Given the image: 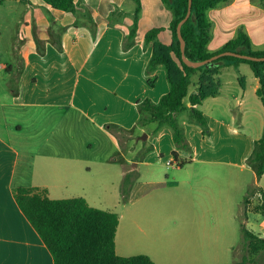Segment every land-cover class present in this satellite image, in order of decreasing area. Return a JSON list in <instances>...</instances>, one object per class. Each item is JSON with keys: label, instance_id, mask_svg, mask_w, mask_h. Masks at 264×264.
<instances>
[{"label": "rangeland", "instance_id": "obj_1", "mask_svg": "<svg viewBox=\"0 0 264 264\" xmlns=\"http://www.w3.org/2000/svg\"><path fill=\"white\" fill-rule=\"evenodd\" d=\"M226 6L218 5V16L208 11L209 52L245 32L243 15L232 8L226 13ZM174 18V9L162 0H75L73 12L43 0H0V118L22 126L20 170L27 184H53L64 176L68 187L52 197L87 195L93 207L125 215L127 189L137 181L148 197L217 196L210 193L216 185L196 177L206 165L228 167L231 184L224 196L233 206L255 192L250 169L256 166L244 157L254 146L243 137L255 124L241 126L226 117L231 110L251 113L257 98L236 96L240 83L232 68L220 77L226 90L219 99L197 109L208 114L207 125L193 117L187 101L175 114L182 143L175 142L169 122L152 120L143 106L147 100L158 105L170 92L166 68L151 69L149 63L154 44L172 43ZM155 29L159 32L147 42ZM250 72L238 74L248 90ZM193 176L199 183L191 188L184 181ZM240 241L234 262L248 255L241 236Z\"/></svg>", "mask_w": 264, "mask_h": 264}, {"label": "crops", "instance_id": "obj_2", "mask_svg": "<svg viewBox=\"0 0 264 264\" xmlns=\"http://www.w3.org/2000/svg\"><path fill=\"white\" fill-rule=\"evenodd\" d=\"M226 4V13H229L228 9L232 8L243 15L244 24L242 25L245 26V32L251 39L252 48L256 51L264 50V8L261 1L229 0ZM213 12L218 16L222 10L216 7ZM262 34L263 36L260 37ZM210 53H216V51H210ZM4 67L11 70L8 65ZM226 68L233 69L230 73L240 83V89H236L238 91L236 96L242 92L244 97L254 94L257 98L251 103V113L246 109L242 112L231 110L226 117L228 122H238L241 126L255 124L247 135H243L245 143L249 142L254 146L244 155L250 160L264 129V105L257 95L259 80L253 72H250L252 68L249 64H230L224 66L216 76L219 84L222 81L220 77ZM242 72L252 73L253 84L250 90L243 87V80L239 81L238 74ZM197 83L198 78L196 83H192L190 92L195 91ZM228 83L229 81H226V86L229 88ZM223 90L226 88L220 86L219 95L204 100L202 104L192 105L188 98L184 100V104L187 101V107L198 109L210 101H217ZM12 92L14 94L15 91ZM242 103L245 104V101L243 100ZM203 115L207 121L208 114L203 111ZM223 120V117H220L217 121L223 122ZM235 132L234 129L233 133ZM21 135L22 126L19 123H11L0 118V264H55L52 253L20 209L15 198V189L39 188L46 190L51 199H63L52 197V194L57 193L56 190L67 188L69 180L64 176H59L53 184L49 182L27 184L20 170ZM243 169L247 168L243 167ZM250 171L254 174V186L257 189L254 193L252 190L247 193V208L244 203L233 206L231 200L224 196L225 186L230 188L231 184L230 171L226 165L202 166L197 175L195 174L201 180L204 179L207 183L211 182L213 186L216 185L217 190L210 193L217 196L148 197L145 196V184L137 181L126 192V203L123 205L126 215L124 212H116L119 215L115 240L117 255L121 257L146 255L155 264L234 263V251L241 244L239 236L245 241L243 228L264 238V215L255 210L264 192V175L258 177L256 171L252 169ZM184 182L193 188L199 180L193 176L192 179ZM248 185L252 187V184H246ZM77 197L85 198L92 206L87 195L70 198Z\"/></svg>", "mask_w": 264, "mask_h": 264}, {"label": "trees", "instance_id": "obj_3", "mask_svg": "<svg viewBox=\"0 0 264 264\" xmlns=\"http://www.w3.org/2000/svg\"><path fill=\"white\" fill-rule=\"evenodd\" d=\"M54 9L73 12L75 0H43ZM139 1V0H137ZM174 9L175 18L171 23L173 41L170 45L154 44L149 67L153 69L163 65L168 73L170 92L158 105L147 100L143 103L151 112L152 120L167 121L174 130V140L182 143L181 134L175 114L184 110V100L189 99L192 105L202 104L210 97L220 93V84L216 78L224 66L230 64H249L259 80L257 95L264 105V61L256 62L231 56L221 57L213 67L202 66L193 68L182 59L181 44L177 37V25L185 17L189 0H162ZM229 0H192L190 19L182 26V36L186 42V58L192 62L205 61L221 52H237L255 57H264V50L252 48L251 39L245 32L229 40L219 51L210 53L207 50L212 39V24L208 19V11ZM264 8V0L261 2ZM159 29L152 30L146 41H152ZM198 83L194 92H190L192 77L198 75ZM192 115L202 125H207L203 113L195 108ZM256 166L258 177L264 175V129L262 137L249 160ZM125 185L122 194L125 195ZM15 198L27 219L36 229L54 257L55 264H155L146 255L121 257L116 253V234L119 226V215L90 206L85 198L51 199L46 190L39 188H17ZM248 207V197L244 201ZM255 210L264 215V192L261 202ZM247 243L248 255L232 264H259L264 255V238L242 229Z\"/></svg>", "mask_w": 264, "mask_h": 264}, {"label": "water", "instance_id": "obj_4", "mask_svg": "<svg viewBox=\"0 0 264 264\" xmlns=\"http://www.w3.org/2000/svg\"><path fill=\"white\" fill-rule=\"evenodd\" d=\"M191 12H192V0H189L188 11H187L185 17L182 18L177 25V37H178L180 44H181L182 59L186 63V65H188L189 67H193V68H200L202 66L213 67L214 62L216 60L220 59L221 57H225V56H231V57H235V58H239V59L256 61V62L264 61V57H255V56H250V55L241 54V53H237V52H230V51L221 52L219 54L212 56L211 58H209L208 60H205V61H200V62L189 61L186 58V54H185L186 42L182 36V26L190 19ZM141 139H144V138H141Z\"/></svg>", "mask_w": 264, "mask_h": 264}]
</instances>
